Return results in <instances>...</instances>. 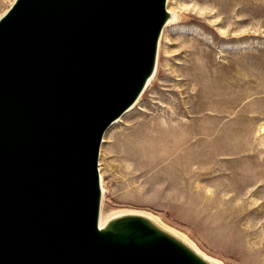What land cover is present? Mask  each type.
<instances>
[{
  "label": "water",
  "instance_id": "1",
  "mask_svg": "<svg viewBox=\"0 0 264 264\" xmlns=\"http://www.w3.org/2000/svg\"><path fill=\"white\" fill-rule=\"evenodd\" d=\"M170 17L167 0H14L0 17V264H215L144 214L100 225L103 136Z\"/></svg>",
  "mask_w": 264,
  "mask_h": 264
},
{
  "label": "rangeland",
  "instance_id": "2",
  "mask_svg": "<svg viewBox=\"0 0 264 264\" xmlns=\"http://www.w3.org/2000/svg\"><path fill=\"white\" fill-rule=\"evenodd\" d=\"M167 8L156 75L103 136V212L151 213L225 264H264V0Z\"/></svg>",
  "mask_w": 264,
  "mask_h": 264
},
{
  "label": "bare ground",
  "instance_id": "3",
  "mask_svg": "<svg viewBox=\"0 0 264 264\" xmlns=\"http://www.w3.org/2000/svg\"><path fill=\"white\" fill-rule=\"evenodd\" d=\"M171 13V17L170 19L167 21L166 25L167 26L168 24L172 23V22H175L176 19H178V16L176 15V13H174L171 9H168ZM156 72H157V64H156V69H155V72L154 74L150 77V79L148 80V83L146 85V87H148L151 83V81L154 79L155 75H156ZM138 102V100L133 104L131 105L122 115H124L128 110H131V108ZM122 115L116 119L114 122L118 121ZM151 137V143L149 146L147 147H144L142 148L144 152H147L149 153L150 155L152 154L153 155V158H159L160 157V152H159V148H157L156 144L160 141V136L158 135L157 137H154V136H149ZM143 147V146H142ZM196 151V150H195ZM198 153V152H197ZM184 156V155H183ZM197 156L194 157V159L196 158ZM162 159V158H160ZM197 159V158H196ZM195 159V160H196ZM201 159V158H200ZM149 160V159H148ZM198 160V159H197ZM202 160V159H201ZM160 162V161H159ZM158 162V163H159ZM193 162V161H192ZM155 162H153L154 164ZM201 163V162H200ZM207 163V162H206ZM203 164V163H202ZM205 165V164H203ZM168 166V165H166ZM170 166V165H169ZM171 169V168H170ZM186 169V168H184ZM187 170V169H186ZM185 170V172H186ZM173 172V171H172ZM174 175H175V172H173ZM181 175V174H180ZM173 176V175H172ZM100 180H101V187H102V197L104 198V192H105V188H104V183H103V178H102V175L100 173ZM184 184V183H183ZM180 190V189H179ZM130 211H119L117 213H113V214H105L103 212V207H101V213H100V225L101 226H104L106 224V222L111 219L112 217L118 215V214H123V213H129ZM141 214H144L146 215L147 217H149L153 222H155L156 224H158L160 227H162L163 229H165L166 231L170 232L171 234L175 235L176 237H178L179 239H181L182 241H184L187 245H189L193 250H195L200 256H202L204 259H206L207 261H210L212 263H215V264H225L224 262H222L221 260L217 259L216 257L204 252L202 249H200L198 247V245H196V243L191 240L185 233L181 232L180 230L166 224L165 222H163L161 219H159L157 216L151 214V213H141Z\"/></svg>",
  "mask_w": 264,
  "mask_h": 264
}]
</instances>
